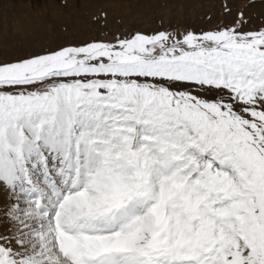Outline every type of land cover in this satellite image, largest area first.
I'll use <instances>...</instances> for the list:
<instances>
[{"label":"snow or ice","instance_id":"snow-or-ice-1","mask_svg":"<svg viewBox=\"0 0 264 264\" xmlns=\"http://www.w3.org/2000/svg\"><path fill=\"white\" fill-rule=\"evenodd\" d=\"M247 22L0 61V264H264Z\"/></svg>","mask_w":264,"mask_h":264},{"label":"rangeland","instance_id":"rangeland-1","mask_svg":"<svg viewBox=\"0 0 264 264\" xmlns=\"http://www.w3.org/2000/svg\"><path fill=\"white\" fill-rule=\"evenodd\" d=\"M241 12L245 31L264 29V0H0V61L133 32L218 30Z\"/></svg>","mask_w":264,"mask_h":264},{"label":"bare ground","instance_id":"bare-ground-1","mask_svg":"<svg viewBox=\"0 0 264 264\" xmlns=\"http://www.w3.org/2000/svg\"><path fill=\"white\" fill-rule=\"evenodd\" d=\"M7 203V193L0 189V208H3ZM6 227V224H0V231H3Z\"/></svg>","mask_w":264,"mask_h":264}]
</instances>
